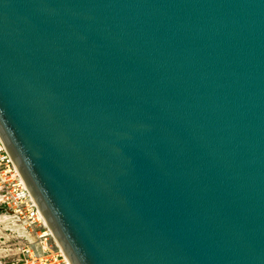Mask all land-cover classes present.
I'll use <instances>...</instances> for the list:
<instances>
[{"label":"water","instance_id":"95a60500","mask_svg":"<svg viewBox=\"0 0 264 264\" xmlns=\"http://www.w3.org/2000/svg\"><path fill=\"white\" fill-rule=\"evenodd\" d=\"M0 139L70 264H264V0H0Z\"/></svg>","mask_w":264,"mask_h":264},{"label":"built area","instance_id":"2783aa9c","mask_svg":"<svg viewBox=\"0 0 264 264\" xmlns=\"http://www.w3.org/2000/svg\"><path fill=\"white\" fill-rule=\"evenodd\" d=\"M0 208L9 211L4 212L6 217L19 225L26 237L33 236L27 243H18L14 257L0 264H70L58 246L49 245V238L41 236L46 230L43 218L1 139ZM30 246L38 247L40 254Z\"/></svg>","mask_w":264,"mask_h":264},{"label":"rangeland","instance_id":"374dc122","mask_svg":"<svg viewBox=\"0 0 264 264\" xmlns=\"http://www.w3.org/2000/svg\"><path fill=\"white\" fill-rule=\"evenodd\" d=\"M31 239L33 236L26 237L19 225H15L4 212H0V262L12 259L17 244L27 243ZM47 243L53 246L54 241L47 239ZM30 247L35 251V254H40L38 247Z\"/></svg>","mask_w":264,"mask_h":264},{"label":"bare ground","instance_id":"6f19581e","mask_svg":"<svg viewBox=\"0 0 264 264\" xmlns=\"http://www.w3.org/2000/svg\"><path fill=\"white\" fill-rule=\"evenodd\" d=\"M43 224H44V227L46 228V230L44 231V233H43L41 236H42V237H43V236H46V237H48L50 240L52 239V240L54 241V244H55L56 246H59L58 243H57V241H55V237H54V235L51 233V231H50V229H49L47 223H46L45 221H43ZM60 252H62V251H60ZM62 254H63V253H62ZM64 256H65V255H64Z\"/></svg>","mask_w":264,"mask_h":264}]
</instances>
